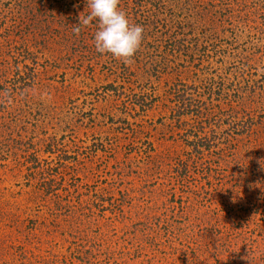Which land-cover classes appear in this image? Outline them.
Listing matches in <instances>:
<instances>
[{
    "label": "rangeland",
    "instance_id": "obj_1",
    "mask_svg": "<svg viewBox=\"0 0 264 264\" xmlns=\"http://www.w3.org/2000/svg\"><path fill=\"white\" fill-rule=\"evenodd\" d=\"M0 0V264H264V0Z\"/></svg>",
    "mask_w": 264,
    "mask_h": 264
},
{
    "label": "clouds",
    "instance_id": "obj_2",
    "mask_svg": "<svg viewBox=\"0 0 264 264\" xmlns=\"http://www.w3.org/2000/svg\"><path fill=\"white\" fill-rule=\"evenodd\" d=\"M87 6L89 12L78 19L73 33L78 34L81 26L96 20L98 27L93 36L96 50L121 60L131 58L141 45L143 27L129 22L125 12L118 8V0H87Z\"/></svg>",
    "mask_w": 264,
    "mask_h": 264
}]
</instances>
